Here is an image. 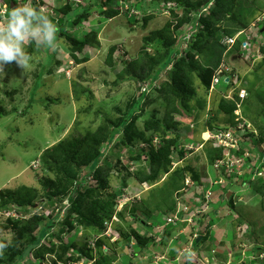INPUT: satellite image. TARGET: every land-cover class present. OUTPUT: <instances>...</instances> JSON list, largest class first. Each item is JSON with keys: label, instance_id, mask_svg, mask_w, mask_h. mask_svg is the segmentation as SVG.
Instances as JSON below:
<instances>
[{"label": "trees", "instance_id": "16d2710c", "mask_svg": "<svg viewBox=\"0 0 264 264\" xmlns=\"http://www.w3.org/2000/svg\"><path fill=\"white\" fill-rule=\"evenodd\" d=\"M35 1L37 0H31V2ZM108 1L96 3L87 10L85 7H81L82 4L80 3L72 5V3L67 1L58 9L53 10V16L47 15L58 28L57 40L54 44L62 42L69 50L70 57L76 64L85 62V59H78L77 54L83 52L87 47L100 49L101 43L97 30H90L80 38L75 37L72 31L80 33L83 28L90 24L91 19L88 18L92 17V15H89L92 13L91 10L97 11L106 20L114 18L117 13L112 6L108 7ZM134 1L139 2L140 0ZM161 1L153 2V9L158 12L167 11L171 18L161 29L151 31L144 38L143 43L145 46H142L140 50L142 51L140 58H143L144 67L142 65L140 71L146 68L145 76L141 77L135 69L129 70V67L125 66L122 76L120 79L117 76V79L121 81L147 82L148 84L151 81L157 82L167 72L168 67L172 65V69L166 73L165 80L158 88H155L159 93L158 96L163 103L165 102L163 118L154 119L155 115L151 114L143 129L138 128L136 121L142 114L141 107H139L140 97H144L142 95L137 97L136 100L129 102V112L115 119H106L94 132H87L83 138L75 137L61 140L51 148L45 149L41 153L36 167L46 173V176H42L38 180L42 191L28 186H22L14 190L3 189L0 191V210L13 205L26 212L28 209H34L37 204V206H40L38 208L39 212L42 213L57 204L61 205V198L67 197L70 204L67 216L62 222L58 223L62 224L69 234L78 233L82 230L84 232L82 235L84 243L82 245L66 243L63 239H60V236L64 234L59 232L58 235L55 230V222L59 218H53L52 213H48L47 222L40 226L43 221L41 219L42 216L35 213L30 219L23 222L10 221L11 223L8 226H10L9 233L12 234V239L7 241L0 237V264H44L43 260L55 251L54 245L49 247L46 242L43 243L42 240L46 235L51 241L56 239L59 242L58 246H55L59 252L56 255L57 262L59 260L62 264H76L86 258L93 261V264H111V255L103 252V246L107 247L106 238L101 237L105 222L111 221L113 216H118L121 221L128 222L125 218L128 215L134 221H139L142 224L147 221L146 217L150 218L152 216L154 211L158 213L162 210L164 214L167 212L173 214L176 210L174 195L183 187L185 188L186 177H190L195 185L203 184V179L207 176L204 165L197 171L195 167L189 164L190 162H186L170 172L174 152L177 153L178 158H183V153L181 149L179 150L181 140H186L188 143L193 141L181 135L180 132L184 123L182 120L174 121L173 115L191 117V112L194 111L191 102L200 97L198 88H200L201 92H204L202 94L203 99L208 95L215 69L220 64L225 51V47L220 44V38L222 36H232L237 32L236 28L229 27L225 22V20H237L235 16L236 0ZM261 1L258 5L254 3L255 8L252 10V18L249 21H253L254 17L264 10V0ZM211 2L214 3V7L204 15L200 14ZM25 3H28V0H0V24L4 23L7 18L5 16L8 15L10 9ZM115 5L117 6V3ZM2 6L5 7L4 13H2ZM35 8L41 12L39 5L35 6ZM151 8L145 7V5L137 7L140 13L143 14V25H147L149 20L152 19V15H148ZM84 20L86 21L84 22ZM228 21L227 23H230ZM130 22L138 23L136 19ZM187 24H192V28L196 29V31L192 41L189 43V50L180 56L177 54L178 49L176 48L181 45L180 40L185 37L182 29ZM262 27H264V23ZM246 28H248V24L241 26V29ZM258 33L264 34V32L261 33L260 28ZM154 45L160 46L162 51L154 50V52L150 53L146 49ZM50 49L48 47H37L35 44L27 45V52L30 56L36 53L40 55L41 60L46 57L47 62L43 63L44 66L49 65L52 61V56L48 54ZM261 51L264 55V48ZM115 52L116 46L114 45L107 51L104 62L109 68H114L116 64L114 60ZM233 52L238 54L244 52L240 40L233 45L230 53ZM46 72V67H44V70L36 78L33 90H37L41 86V77ZM253 73L264 76V59L257 63ZM259 81L260 78H256V82ZM117 82H114V84L118 85L119 82L118 84ZM196 83L198 86H196ZM250 92L251 90L249 89ZM87 93L89 94V92ZM211 95L215 98L216 93ZM255 96L258 97L257 100L261 104L257 115L263 116L264 100L259 98L260 94L256 93ZM233 97V100L219 98L215 110H212L213 116L215 114L223 116L222 124L220 125L217 117L204 121L205 125L199 128L201 129L198 132L199 134L206 129L210 131L215 129L223 130L221 128L235 126L239 122V117L234 114L236 111L235 100L238 99V96L234 94ZM117 111L121 114L120 110ZM136 111L138 113H134ZM4 114L3 109L0 108V115ZM201 115L199 114L197 117L200 119ZM196 120L195 116L192 120L189 118L186 121L187 123H196ZM251 120L258 132L255 143L258 145L264 144V124H259L257 118H254V120L252 118ZM155 137H158V141L157 146L154 148L153 144L155 143L153 141ZM112 141H115V148L118 149L116 163L113 166L108 163L106 154ZM139 143L146 144L147 147L144 149L142 147L138 152L134 151L132 148ZM122 151H124L123 154ZM206 154L210 165L220 157V152L215 149L209 151L207 149ZM122 157L125 158V161L122 160ZM130 162L135 166L134 171H130ZM144 163L146 164L144 165ZM247 173L252 176V171H247ZM48 175H53V178L48 177ZM164 175L166 176L165 180L169 178V184L167 182L162 184L158 182L159 178ZM115 180L120 184V190L117 193L111 185V182ZM130 180L136 183L133 186L137 188L144 184L153 186L149 192L145 193L147 194L146 197L150 198L147 199L145 197L139 203H133L132 207L127 206L123 211L116 212L118 200L121 197L120 192L122 188L130 187ZM244 182V177H241L234 184L241 185ZM256 187H258L256 189L258 194H256H261L264 198V189L260 190L264 185L259 187V184H256ZM155 190L156 192L154 193ZM135 199L136 197L132 198V201L136 202ZM228 203L233 209V201L230 199ZM128 207L131 208L127 212ZM9 220L7 219L8 222ZM211 225L212 221L209 223V227ZM50 226L52 227L50 228ZM181 226H185V224ZM37 227H39V230L33 235ZM145 227L151 229L147 224ZM90 230L94 232L92 235H89ZM46 231L47 233L45 234ZM120 232L125 240L129 241L133 238L138 249L147 248L154 241L153 237L143 235L141 233L142 229L135 226L130 227L129 233L123 234L121 230ZM189 234L190 240L192 238L191 234H193L192 228ZM203 239L204 237H202L201 241L205 240ZM193 244H195L194 241ZM253 251L254 254H252V258L248 260L247 264H264V257H261V255H264V249L256 248ZM219 260L221 261L220 264H224L222 259ZM57 262H53V264H57Z\"/></svg>", "mask_w": 264, "mask_h": 264}, {"label": "rangeland", "instance_id": "374dc122", "mask_svg": "<svg viewBox=\"0 0 264 264\" xmlns=\"http://www.w3.org/2000/svg\"><path fill=\"white\" fill-rule=\"evenodd\" d=\"M67 1L72 3V5L80 3L82 4L81 7H85L87 10L88 8H92L96 3L106 2L107 0H37L31 2V4L34 7L39 5L40 11L44 15L53 16V10L58 9ZM253 1L254 0H236L235 16L237 20H225L229 27L236 28L239 34L242 33L245 35V38L249 40L258 36L257 29L252 26L254 21H249L252 18V10L255 8L254 3L258 5L262 2L261 0ZM153 2L162 1L140 0L136 2L134 0H109L107 4L108 7L114 6L113 10L117 15L108 21L104 19L103 16H100L97 11L91 10L92 13L89 15H92V17L88 18L91 19L90 24H88L86 28H83L80 33L72 31L73 35L78 38L82 37L90 30L98 31L101 47L100 49L87 47L83 52L77 54L78 59H85L83 63L76 64L71 59L70 52L66 46H64L62 42H57L55 44V49L53 50L51 48L48 53L52 56V61L47 66L43 64L47 62L46 57L41 60L40 55L36 53L31 55L32 59L30 64L25 69L19 67L15 62L0 66V108H2L5 113L4 115H0V191L3 189L14 190L22 186L33 187L38 189V191L41 190L42 187L38 180H40L42 176H46V173L33 166L36 165L37 167L39 157L45 149L51 148L61 140L75 137L83 138L87 132H94L106 119H115L129 112V102L134 99L136 100L137 97L144 95V97H140L139 100V107H141L142 114H140L136 121L138 128L143 129L145 122L151 114L155 115L154 119L163 118L165 113V102L163 103L162 99L158 96L159 93L154 90L155 81H151L149 86L147 82L141 83L134 82L133 80H119L125 66L129 67V70L135 69L141 77L145 76V72L147 71L146 68L140 71L144 64L143 58H140V56H142V51H140L141 47L145 46L143 43L144 38L147 37L151 31L161 29L171 18L167 11L158 12L154 10L152 7ZM115 3H117V6ZM121 3L122 6H120ZM140 5H145V7L149 8L152 7L148 12V15H152V19L149 20L147 25H143V14L137 9ZM120 7H122V11ZM2 9H5V7L2 6ZM2 13H4V11H2ZM262 15H264V10L262 13L256 15L254 20L258 18L262 19L264 17ZM133 19H136L138 23H131L130 21H133ZM85 21L86 20H84V22ZM227 21L230 23H227ZM245 24H248V28L241 29V26ZM261 29L263 28L261 27ZM113 45L116 46V52L114 54L116 64L114 68H109L104 60L106 59L108 49ZM254 47L253 50L250 48L249 53L246 54V60H241L240 57L231 59L227 54L228 63H226L230 67H233L238 73L240 82L236 83L237 88H245L248 91L249 89L251 90L250 96L246 99V103H244V107L241 109V114L243 117L248 116L249 120L257 118L259 124H264V115H257L261 108V104L257 100L258 97L255 96L256 93L260 94L259 98L264 100V76L253 73L257 63H253L252 54L256 53L257 44L254 45ZM146 49H148L150 53L154 52V50L162 51L160 46L157 45L149 48L147 47ZM25 50L27 51V45H25ZM44 67H46L47 72L41 77L42 84L37 90H33L36 78L44 70ZM171 69L172 65L168 67L167 72ZM167 72L157 81L158 87L165 80ZM117 76L119 79H117ZM256 78H260V81L256 82ZM116 81L119 82V84L117 82L118 85L114 84ZM139 85L142 89H145L144 92L142 89L140 90ZM196 86H198L197 83ZM218 90L225 92V83L220 84ZM87 92H89V94ZM232 93L229 94L228 92L226 95L232 96ZM219 97L220 96L216 94L214 98L213 95L210 94L209 96L207 95L205 99L200 96L196 100H193L191 105H193L195 112H191V117L178 114L173 115L174 121L182 120L183 123H185L181 129V135L189 139L192 138L195 142H199L200 139H206L207 137L206 134L200 135L198 133L201 131L199 128L205 125L204 121L217 117L221 125L223 116L216 114L213 116V111L216 108ZM117 110H120L121 114H119ZM134 113L138 112L136 111ZM199 114H202L200 119L197 117ZM195 116L197 119L196 123H187L186 120L188 118L192 120ZM191 124L194 129L190 128ZM247 127L252 130V125L248 124ZM254 140L253 138V141ZM156 146L157 144H153L154 148ZM142 147L144 149L147 145L139 143L133 147V150L138 152ZM189 147L190 146H188V148ZM205 147H209L208 144L205 145ZM262 148L264 149V146ZM197 149L199 148H196V154L186 151L184 152V156H186L188 162H190L189 164L195 167L197 171L204 165L205 172L207 173L204 181L214 183L215 178L212 172L213 170L208 163L206 149L204 148L205 150L199 151H197ZM123 153L124 151H122V154ZM106 154L108 163L113 166L116 163V156L118 154V149L115 148L114 141L110 143ZM177 159L178 158L175 156L174 160ZM122 160L125 161V158L122 157ZM176 163L177 161L175 164ZM130 164H132V162H130ZM130 169L134 170L135 166L131 165ZM255 172L257 175V171ZM48 177L53 178V175H48ZM251 178V174L245 175V184L243 186L238 184L233 188V194L235 195L234 199L238 198L234 200V207L236 209L228 208L229 204L226 198L225 200L219 199V185L211 186V184L208 185L205 182L202 184L204 191H211V200L213 203H211L212 206H210L214 208L213 211H220L221 215L225 214V217L222 218H220L221 216L212 217V225L210 228H213V231L212 229L211 231L210 229L207 230V232L204 230L205 221L201 223L203 227L200 228L203 234L207 233L210 236L205 242L210 253L212 256L218 255V258L220 257L223 263L225 259H228L227 256L230 258L233 255V260L236 261L235 263L241 264V259L243 258L242 251L246 250L243 262L247 264L249 262L248 260L252 258V254H254L253 248L264 249V198L261 194H259L260 196L257 195L258 190L256 189L258 187H252V185L251 187L247 186V182L250 181L252 183ZM168 179L169 178L163 183L170 182ZM129 184L130 187L122 188L120 192L121 194L127 195V200H121V203L128 202L127 206L133 203H139L147 194L144 193L139 199L136 198V202L130 201V197L134 198L143 193L144 190L148 189L150 191L151 189L147 185H144L142 188H137L133 186L136 183L132 180H130ZM111 185L116 193L120 190L118 181H112ZM262 189H264V187L260 190ZM155 192L156 190L154 193ZM176 196L178 197L176 202L177 207L182 209V204L179 200L180 196L179 194ZM119 198L121 199L122 195ZM60 203L61 205H56L55 208L51 207V209L43 211L42 213L39 212L38 208H40V206H37V204L34 209H28L26 212H23L13 205L8 206L6 209H1L0 237L10 241L12 239V234L9 233L10 226H8V224L13 220L19 222L26 221L35 213L42 216L41 219L43 221L40 223V226L47 222L48 213H52V216H54L53 218L57 219L59 217L60 221L64 220L66 215L65 211H68L70 204L67 197H62ZM131 207H128L126 211L128 212ZM121 210L123 211L122 205L117 207L116 212ZM58 214H60V216H58ZM162 215V210L158 213L154 211L152 216L148 219V221L153 223V227H160L158 231L166 226V222ZM7 219H10L9 222ZM145 219H147V217ZM58 222L59 221L55 222V230L58 235L59 232L60 234H64L62 237L66 243H77V245H82L84 243L82 238L84 232L82 230L79 235L75 232L69 234L62 224ZM124 223L120 224L119 228H122L125 233L130 232V227L138 226L142 228L141 233L143 235H151L150 232L145 231L144 227H142L139 222L133 219L128 218V222ZM148 225L151 224L149 223ZM213 225L214 227H212ZM52 226H50V228ZM39 227H37L33 235L38 232ZM167 228H173V226ZM246 229H249V233L245 236L244 231ZM172 232L173 230L166 229L167 235L172 234ZM46 233L47 231L45 234ZM92 233L94 232L90 230L89 235H92ZM58 235L55 236L59 237ZM159 235L161 236L162 233L159 232ZM206 237L207 235H205L204 238L206 239ZM199 240H195L196 250H194L192 254L195 255L197 251L199 253L196 254L197 256L191 258L192 263L211 264V257L208 260H206L205 257L202 259L203 256L200 254L203 252L205 255H208V252L200 247L204 245V243L198 246ZM42 241L43 243L46 242L49 247L53 245L47 235ZM55 241L58 243L56 239ZM105 242L107 245H110V249H112L113 245L109 244V240L105 239ZM124 242L125 239H121L118 244H120L121 247H125L126 243ZM173 246L174 245H172V248ZM53 247L55 251L49 255L56 256L59 252L55 246ZM175 247H178L179 250L185 248L179 243L175 244ZM158 248L161 250V246H156L153 249L158 251ZM163 249L165 248L163 247ZM132 250V246L127 245L126 253H131ZM136 250L140 251L138 247H136ZM107 254L112 255L111 252ZM50 257L51 256H47L43 261H45L46 264L51 262ZM262 257H264V255ZM135 259L138 260L137 255ZM144 259L146 260V258ZM233 260L230 259L231 262H233ZM218 261L216 260L215 263L217 262L218 264ZM112 263L137 264V261L135 262L134 258H132V254H129L127 257L122 256L118 262L112 259ZM220 263L221 261H219V264ZM212 264H214V262H212Z\"/></svg>", "mask_w": 264, "mask_h": 264}, {"label": "clouds", "instance_id": "9594fccd", "mask_svg": "<svg viewBox=\"0 0 264 264\" xmlns=\"http://www.w3.org/2000/svg\"><path fill=\"white\" fill-rule=\"evenodd\" d=\"M119 5V4H118ZM122 6V3L121 5ZM214 7V3L211 2L209 3L204 10L202 11V13L200 14H205L207 11H209L210 9H212ZM113 8V7H112ZM120 10L122 11V7H120ZM2 11H5V9H3ZM264 16V15H262ZM111 20V19H109ZM108 21V20H107ZM254 23H252V26L254 28L258 29L260 28L261 33L264 31V27L263 23H264V17L262 19L258 18L257 20H253ZM192 24H187L185 25V27L182 29V32H184L185 34L183 36H185L184 38L181 36L180 40V46L177 47V54L178 55H183L185 52H187L189 50V43L192 41V37L196 31V29L192 28ZM261 27L263 29H261ZM57 32H58V28L56 26V24L49 19V17L47 15H44L43 13L37 11V9L31 4V0H28V3H25L19 7H13L12 9L9 10L6 21L3 24H0V66L7 64V63H11V62H15L19 67H21L22 69H25L26 67L29 66L30 61L32 59V57L30 56V54L25 50V45H32L35 44L37 47H48V48H52L53 50L55 49V44L54 42L57 40ZM258 33V32H257ZM229 40H233V42H229ZM240 40L241 41V45H242V49L244 50V52H242V54H238V53H230V51L232 50L233 45L236 43V41ZM247 43V44H246ZM220 44L225 47V51L222 55V60L220 62V64L218 65V67L215 69L214 75L212 77L211 80V85L210 88L208 90V96L212 93H216L218 96H220L219 98H223L225 100H233L234 99V94H237L238 99L235 100L236 101V111L234 112V114L239 117V122L235 125V126H226L225 128H221L223 130H204L203 132H201L200 135H204L206 134L207 137L206 139H200L199 142H195L192 141L190 143H188V141L186 140H181V144L179 146V150L181 149L182 153H183V158H178L177 157V153L174 152L173 156H172V163H171V170L170 172L173 171V169L181 166L184 163H188V160L186 158V156H184V152L186 151H190V153L196 154V148L197 151L199 150H203L204 148L208 151L215 149L218 150L220 152V157L217 158L213 164H209L210 167L212 168V172L215 173V182L214 183H208L205 182L203 179V182L207 183L208 185L211 184V186H217L219 185V191H220V200H225V198L229 201L230 199L233 201V208L234 207V191L233 188L235 186V182L238 181V178L244 177V174L246 172V175L248 174L247 171H252V183L249 181L247 182V186L248 187H256V184H259V187L264 185V149L262 148L264 146V144H256V140H257V129L256 127H254V125L251 123V120H249L248 117H243V115L241 114V109L243 107V103L246 101V99L250 96V93L247 89L245 88H237L236 83L240 82V78L238 76V73L236 72V70L233 67H230L227 63H228V59H227V54L230 56L231 59H235V58H239L241 60H246L247 59V55L251 50H253L254 45L257 44V48L255 50L256 53L252 54V58H253V63H259L262 59H264V55L262 53V48H264V36L263 34L258 33V36H255L253 38L246 39L245 35H243L242 33L239 34V31L237 30L236 33H234L232 36H222L220 38ZM227 62V63H226ZM214 79H217V83L214 82ZM225 83L226 85V90L225 92H221L218 90V86L220 84ZM228 85V87H227ZM150 86V83H149ZM157 82H155V86H154V90L155 88H157ZM140 90L142 89V87H140ZM145 89H142V91L144 92ZM243 90L245 92V96L243 98L240 97V91ZM231 94L232 92V96H228L226 95V93ZM204 92H201L200 88H198V95H200L201 97H203ZM205 99V98H204ZM194 103V102H193ZM193 106V105H192ZM195 112V109H194ZM200 113V112H199ZM206 115V114H205ZM189 120V118H188ZM210 120V119H209ZM189 123V122H188ZM185 124V123H184ZM183 124V125H184ZM250 124L252 125V130L249 129L247 127V125ZM239 125H244V130L245 132V140L250 141V145H247V143H243L241 145V153L243 150L249 149L252 155V158L255 161V164L251 167L248 168H242L239 171L241 172L240 174L236 172L232 173V174H228L226 170H224L223 167H219L214 168V165L216 164V162L220 161L223 159L224 157V152L225 149L223 146L219 145L217 139L214 137L215 135H217L218 133H220L221 131H226V130H231L233 128H237ZM191 129H194L192 124L190 125ZM183 136V135H182ZM118 137V135H117ZM186 139H189L188 137L183 136ZM253 138L255 139L253 141ZM191 140H193L191 138ZM158 141V137L154 138L153 143L157 144ZM113 142V141H112ZM115 142V141H114ZM209 147H205V145H207ZM188 146H190L188 148ZM249 147H252V149H250ZM133 149V148H132ZM204 149V150H205ZM204 155V154H203ZM178 158L177 160H174V158ZM248 160H250V158H248ZM177 161V163L175 164V162ZM209 163V162H208ZM146 164V163H145ZM144 164V165H145ZM38 165V162H37ZM129 165L131 166L132 164L129 163ZM34 168H36V165L33 166ZM130 171H134L133 169H130ZM257 171V175L256 172ZM165 175L161 176L159 178V183H163L165 181ZM230 178V179H229ZM157 183V184H159ZM245 184V182L243 184H241L242 186ZM146 185V184H144ZM141 186L140 188L144 187ZM185 188L183 187L181 190H179L176 195L179 194L180 198L179 200L181 201L182 204V209H180L179 207H177V203L175 206V213H163L162 217L165 220V227L162 228L160 231H158L159 227L153 228V223H151L150 221H148V217H147V221L145 222L147 225L150 223L151 225H148L151 227V229L153 228V234L154 235H147V236H151L155 239V237H157V235H159V232L162 233V235L164 234V236L166 238H172V240H174V242L177 244L179 243L181 246L183 245V247H185L184 249L179 250L178 247H173V250H175V257H176V261L174 262V264H180V259L181 261H185L183 262V264H188L190 262V264L192 263L191 258L197 256L196 254H198L199 252L197 251V253L195 255H193V251L196 250L195 249V244H193V241L195 242L196 239H200L198 246H200V244H203L201 247V249H205L208 252V255H205L203 252L202 254H200L201 256H203L202 259L208 260L210 257V259H212V262H214V264H217V262L215 263V261L219 260L220 257L218 258V255L212 256V254L210 253V250L208 249V247L206 246L207 244L205 243L207 241L208 238H210V236L205 233L203 234V232L200 230V228L203 227V225H201L202 222L205 223L204 226V230L207 232L208 227H209V223L211 222L212 217L216 216L220 218L225 217L224 215H221L220 211H213V209L210 206L211 203V191L209 192V190L204 191L203 189V185H195V183L191 180L190 177H186L185 182H184ZM148 186V185H147ZM160 186V185H159ZM150 188H152L151 186H149ZM149 192V190H144L143 193H141L139 196H136L137 199H139L142 194L144 195V193ZM122 198L118 200V206L122 205V209L127 207V203H121V200H127L128 197L126 194H121ZM175 195V201L177 202L178 197ZM183 197V198H181ZM132 201L133 197H130ZM183 200V201H182ZM129 201V202H130ZM124 202V201H123ZM133 203V202H131ZM228 203V202H227ZM229 204V203H228ZM58 205V204H57ZM132 204H130L131 206ZM36 206V205H35ZM34 206V208H35ZM56 206V205H55ZM54 206V208H55ZM117 206V207H118ZM199 206V207H198ZM230 209H232L230 206L228 207ZM236 209V208H235ZM62 210V209H61ZM65 218L67 216V211ZM120 212V211H119ZM154 213V212H153ZM58 216H60V214H58ZM59 218V217H58ZM64 218V219H65ZM129 219H131L130 217H128V215L125 217ZM177 218V219H175ZM168 219H171V221H168ZM224 220V219H223ZM57 221H60L59 219H57ZM125 222V221H124ZM123 221L120 220V218L118 216H113L111 221L105 222L104 223V230L103 233L101 234V237H105L106 239L109 240V242L114 243V244H118L119 241L121 239H124L121 236V231L122 228H119L120 224L124 223ZM139 222V221H138ZM144 222L140 225H142V227H144L146 232L147 231ZM195 223V224H194ZM223 223V222H222ZM125 224V223H124ZM182 225L185 224V228L188 226L190 228H194L196 227L195 231H193L192 238L189 240V236L190 234L187 235V239H185L184 241L180 240V231H179V227L178 225ZM194 224V225H193ZM55 225V224H54ZM169 226H173V228H167ZM198 226V227H197ZM138 227V226H135ZM214 227V225L212 226ZM140 228V227H138ZM249 228V226H248ZM120 229V230H119ZM142 229V228H140ZM166 229H170L173 230L172 234H165ZM210 231L213 228H210ZM125 232L123 231V234ZM211 233V232H210ZM249 233V229H246L244 231V235L246 236ZM78 235L80 234V232L77 233ZM183 234V232L181 233ZM146 235V234H145ZM205 235H207L206 239L204 241L202 240V237H205ZM60 238L63 239L62 236H60ZM128 244V242L130 243H134L136 245V241L131 238L129 241L125 240ZM159 242V241H157ZM54 246H58L59 242L56 243L55 239L52 241ZM255 247V246H254ZM146 249V248H143ZM254 249V248H253ZM260 249V248H258ZM142 250V249H140ZM139 251V250H138ZM232 251V250H230ZM103 252L108 253L111 252L107 247L103 246ZM243 258L245 255L246 250H243ZM138 255V253H137ZM158 255V254H157ZM51 256V262L47 263V264H53V262H57L56 261V256L55 255H49ZM116 256V253H113L111 255V257ZM191 256V257H190ZM230 256V255H229ZM263 255H261L262 257ZM183 257V260H182ZM190 258V259H189ZM227 260L225 259L224 264H228L231 263L233 264V262L235 260H233V262L230 261V259H233V255L232 257H228L227 256ZM243 258L241 259V264H243ZM162 260L160 258H157V260ZM220 261V260H219ZM218 261V264H219ZM44 264L45 261H44ZM57 264H62L59 262H57ZM66 264V263H64ZM76 264H93V261L88 260L86 258H83L80 262L76 263ZM250 264V263H249Z\"/></svg>", "mask_w": 264, "mask_h": 264}, {"label": "crops", "instance_id": "0c3cea01", "mask_svg": "<svg viewBox=\"0 0 264 264\" xmlns=\"http://www.w3.org/2000/svg\"><path fill=\"white\" fill-rule=\"evenodd\" d=\"M214 176L215 173L213 172ZM211 203H213L211 201ZM210 203V205L212 206V204ZM212 209H214L213 207H211ZM203 225V224H201ZM180 226L179 231H180V237L179 239L184 241L185 239H187V235L189 233H191V228L190 227H186L185 226H181L180 224L178 225ZM198 227V226H197ZM155 228V227H153ZM153 228H147L146 230L150 232V234L152 235L153 232ZM160 228V227H159ZM158 228V229H159ZM156 229V228H155ZM193 231H195L196 227H192ZM157 230V229H156ZM190 231V232H189ZM183 232V234H181ZM166 233V232H165ZM156 240L153 241L152 244H150L146 249H142L140 251L136 250V245L134 243H130L125 241L124 243H126V246L124 244L125 247H121L120 244H114V243H109L112 244V249H110V245H107V248L111 251V253H116L117 254V259L115 260V262L120 261L121 257H127V255L132 254V258H134V261H137V264H174V262L176 261V257L175 255V250H173L172 245H175L176 243L174 242V240H172V238H166L163 235H157V237H155ZM159 241V242H157ZM127 245H131L132 246V252L131 253H126V247ZM156 246H161V250L158 248V251H155L153 248H155ZM163 247L165 249H163ZM174 247V246H173ZM138 253V255H137ZM158 254V255H157ZM136 255L138 256V260H136ZM146 258V260L144 259ZM157 258H160L162 260H157ZM168 259V260H166ZM236 261L233 262V264ZM113 264V263H112ZM180 264H183V262L180 259Z\"/></svg>", "mask_w": 264, "mask_h": 264}, {"label": "built area", "instance_id": "2783aa9c", "mask_svg": "<svg viewBox=\"0 0 264 264\" xmlns=\"http://www.w3.org/2000/svg\"><path fill=\"white\" fill-rule=\"evenodd\" d=\"M229 42H233V40H229ZM217 81V79H214L215 83H217ZM244 96L245 92L241 90L240 97L243 98ZM245 132L244 125H239L237 128L221 131L214 136L219 145L227 149L224 152L223 159L216 162L214 168L218 169L219 167H223L228 174H232L236 171L240 174V169L248 168L255 164L249 149L243 150L241 153V145L243 143L246 142L247 145L251 144L250 141L245 140ZM249 148L252 149V147ZM248 158H250V160H248ZM168 221H171V219H168Z\"/></svg>", "mask_w": 264, "mask_h": 264}, {"label": "water", "instance_id": "95a60500", "mask_svg": "<svg viewBox=\"0 0 264 264\" xmlns=\"http://www.w3.org/2000/svg\"><path fill=\"white\" fill-rule=\"evenodd\" d=\"M112 259L115 261L117 259V257L116 256H113Z\"/></svg>", "mask_w": 264, "mask_h": 264}]
</instances>
